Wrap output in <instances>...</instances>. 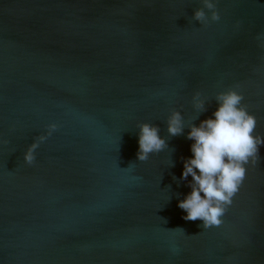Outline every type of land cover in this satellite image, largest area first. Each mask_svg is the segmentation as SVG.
<instances>
[{"label":"water","instance_id":"1","mask_svg":"<svg viewBox=\"0 0 264 264\" xmlns=\"http://www.w3.org/2000/svg\"><path fill=\"white\" fill-rule=\"evenodd\" d=\"M214 2L203 25L202 0H0V264H264V144L219 227L178 207L217 92L239 85L264 138V0ZM145 122L168 147L141 162Z\"/></svg>","mask_w":264,"mask_h":264},{"label":"clouds","instance_id":"2","mask_svg":"<svg viewBox=\"0 0 264 264\" xmlns=\"http://www.w3.org/2000/svg\"><path fill=\"white\" fill-rule=\"evenodd\" d=\"M202 8L194 11L192 19L207 25L209 21H218L220 16L214 0H202ZM206 10L207 13H206ZM264 47V34L256 37ZM239 85L229 87L215 94L217 107L211 117L198 125H188L186 138L191 140L192 156L183 159L181 179L191 176L188 187L191 191L178 201V207L188 221H202V228L219 227L221 219L233 202L246 175V165L257 164L259 146L264 138L254 134L257 120L242 103L244 97L237 89ZM193 107L200 113L206 111L201 93L192 97ZM57 125H47L45 135H40L31 143L23 155L25 163L31 165L35 159L34 150L55 131ZM184 122L179 111L172 110L166 119L168 136L184 133ZM138 161H146L150 154L159 153L168 147L166 140L159 135L160 129L155 124L138 125ZM203 194V195H201ZM174 230V229H172ZM182 230V229H181ZM183 231V230H182Z\"/></svg>","mask_w":264,"mask_h":264}]
</instances>
